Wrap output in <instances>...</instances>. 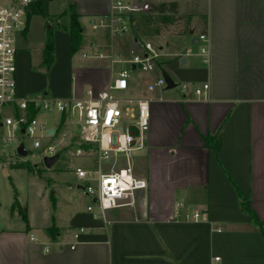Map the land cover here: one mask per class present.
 Instances as JSON below:
<instances>
[{
    "label": "crops",
    "instance_id": "obj_1",
    "mask_svg": "<svg viewBox=\"0 0 264 264\" xmlns=\"http://www.w3.org/2000/svg\"><path fill=\"white\" fill-rule=\"evenodd\" d=\"M143 1L177 2L179 14L189 18L186 34L174 25L159 34H144V40L160 49L162 65L154 75H144V90L140 85L126 92L151 100L145 147L135 155L136 174L148 188L138 192L135 206L110 209L105 219L96 217L94 197L80 183H66L55 196H43L55 184L51 179L39 205L22 201L17 190L27 221L16 211L13 221L0 228V264H264V0ZM111 2L99 0V8L88 12L92 14L74 7L81 26L86 17L93 21L107 15ZM201 19L210 37V65L198 54ZM82 30L79 50L110 52L109 34L86 38ZM58 33L63 32H55L54 43ZM134 36L116 38L115 49L135 44ZM69 39L68 48L66 42L55 44L50 68L43 64L44 49L34 67L30 51L17 42L20 96L66 98L77 91L70 73ZM60 46L68 53L65 64ZM108 65L113 69L110 60L102 58L95 68ZM165 71L175 84L209 82L210 99L196 97L192 88L186 95L180 91L176 96L179 88L149 93V79ZM114 73L89 89L97 94L107 88ZM58 123L55 119L50 126L57 131L69 126L67 118ZM218 132L223 144L214 152L206 139ZM8 167L0 166L5 174H10ZM80 189L81 198L75 195ZM238 190L261 225L242 211ZM195 209L206 210L207 219L187 221L185 214ZM176 212L179 217L172 220ZM50 227L57 229L53 236L46 230Z\"/></svg>",
    "mask_w": 264,
    "mask_h": 264
},
{
    "label": "built area",
    "instance_id": "obj_2",
    "mask_svg": "<svg viewBox=\"0 0 264 264\" xmlns=\"http://www.w3.org/2000/svg\"><path fill=\"white\" fill-rule=\"evenodd\" d=\"M41 1L0 0V155L7 154L5 148L17 140V133L32 140L35 148L43 147L42 140L53 139V143L43 148L44 157L60 155L68 143L75 142L73 156L92 155L98 160L97 169L77 167L75 174L85 193L94 197L99 210L96 217L105 219L106 211L110 209L135 206L138 192L148 188L147 181L136 174L135 155L145 147L151 100L125 96V93L134 86L135 73L154 75L161 68L163 55L158 47L142 37L135 38V44L125 50L115 49L114 44L118 37L133 35L132 17L149 13L151 4L143 0H112L110 11L105 15L109 18L108 23L93 21L94 31L109 29L112 42L109 53L97 52L96 57L107 58L111 64L125 65L114 73L107 88L97 94L89 89L85 96L75 98L50 95L23 97L18 93L17 36L26 30L29 13ZM198 38V54L205 65H210V37L208 33H201ZM187 53L192 54L193 50L188 49ZM176 88L185 95L192 88L196 97L210 99L209 82L192 87L188 82H180L171 89ZM167 89L168 84L162 74L150 78L146 85L149 93L161 91L163 94ZM159 100L163 101L164 97L160 96ZM7 108L12 114L6 113ZM31 111L35 114H29ZM41 112L57 114L59 123L64 115L69 123L70 117L76 115L80 133H63L61 138H57V127L54 133H48L52 126L38 117ZM24 148L26 150L25 145ZM88 209L92 211L93 206ZM178 214L174 213L171 219H178ZM207 216L206 210L195 209L185 214V219L197 222L206 220Z\"/></svg>",
    "mask_w": 264,
    "mask_h": 264
},
{
    "label": "rangeland",
    "instance_id": "obj_3",
    "mask_svg": "<svg viewBox=\"0 0 264 264\" xmlns=\"http://www.w3.org/2000/svg\"><path fill=\"white\" fill-rule=\"evenodd\" d=\"M99 0H52L49 3V8L47 14L44 13V9L40 6L35 8L30 13V18L27 21V33L26 36L18 35L17 42L20 46L25 47L31 53V64L32 66H37L42 58H43V49L46 43V35L47 32L50 31V34L53 35V39L55 37L56 40V31H61L63 33L57 34V42L55 44L59 45L60 42H66V47L68 48V31L64 30L63 27H69L70 25V17L73 13H75V9L82 10L87 14L91 9L95 10L99 8ZM75 7V9H74ZM93 17H86L82 21V27L84 32L86 33V38L96 37L98 35L104 36V34H109L108 28H99L96 30V33L93 29V21L99 22L104 21L108 23V17H96L93 21L91 20ZM200 29L203 31L204 20H200ZM192 27V24H189ZM177 30L181 29L176 26ZM205 29V28H204ZM185 30V29H183ZM200 30V31H201ZM139 37L144 38V34H150V28H144V26L139 27ZM202 33H207L203 31ZM22 36V37H21ZM111 38L108 37L107 41H110ZM150 40H155L152 38ZM70 42V39H69ZM112 43V42H111ZM83 44V41H82ZM55 45V46H56ZM125 47V46H122ZM65 46H60V50H62L63 63H66L67 55ZM88 50V52H86ZM80 49L77 53L70 57V73L73 76L74 87L77 90L71 94V98L82 97L86 90L91 86H97V82H103L107 78L110 77L112 70L115 72L125 65L123 63H115L113 64V69L110 66L95 68V63L99 61V57H96L97 52H102L100 49L91 50V49ZM85 53L83 57V53ZM89 55V56H88ZM144 75H139L138 73L134 74L133 83L134 87H143L144 90ZM203 84H199L198 86H202ZM175 91V90H174ZM85 92V93H84ZM128 93V92H127ZM125 93V96H127ZM180 94V90L176 91V96ZM130 94V93H129ZM130 96V95H129ZM151 107V106H150ZM6 113L12 114L10 108L5 109ZM40 119L44 121H49L50 124L55 122V119L58 118L57 114H48L46 112H41L38 116ZM80 125L76 115H72L70 117L69 126L66 125L62 127L56 134L57 138H61L63 133L67 134H79L80 133ZM43 147L35 148L33 146L32 140H30L27 136L20 135L17 133V140H14L12 144L5 148L7 154L0 155V166H9L10 174H5L0 168V228L2 226H7V222L10 223L12 220V216L15 215L17 210L12 209V204L15 199V192L18 190L20 193V197L22 201L29 200L36 205H39V201L43 194L44 185L45 187L49 185L51 179L52 182H55L53 186L47 190L45 193L48 197L52 195L55 196L57 189L66 183H70L76 187L77 184L81 183L80 180L75 175V170L77 167L81 166L88 169H97L98 160L95 156H73L72 152L75 150L74 147L76 145L75 142L68 143L65 151L60 152V157L58 161L51 167H47L44 162L43 156V148L48 144L53 143V139H45L42 140ZM23 143L26 147L27 154L25 156L18 155L15 153L17 151V147L19 144ZM67 143V142H66ZM4 149V148H2ZM28 163L33 168V171H30L28 168L18 167L13 165H18L21 163ZM108 162H105V164ZM52 182L50 184H52ZM40 184V189L39 185ZM84 184H86L84 182ZM40 190V191H39ZM78 193H75L77 197H80V194L83 193V190H77ZM42 192V193H41ZM61 195V192H59ZM62 200L65 202V198L62 196ZM81 198V197H80ZM80 205L82 204L81 199ZM87 208V207H86ZM19 213V212H18ZM14 217V216H13ZM16 218V217H15ZM11 219V220H10ZM13 221V220H12Z\"/></svg>",
    "mask_w": 264,
    "mask_h": 264
},
{
    "label": "trees",
    "instance_id": "obj_4",
    "mask_svg": "<svg viewBox=\"0 0 264 264\" xmlns=\"http://www.w3.org/2000/svg\"><path fill=\"white\" fill-rule=\"evenodd\" d=\"M52 0H42L40 3H38L37 7H42L44 9V13L47 14L49 3ZM36 7V8H37ZM35 9V8H34ZM32 9V11L34 10ZM31 11V12H32ZM30 12V13H31ZM29 13V15H30ZM28 15V18H29ZM189 22V18L187 16H183L179 14V4L177 2H162L159 4H151V9L149 13L147 14H140L138 16L132 17V33L136 36V38L139 37V27L144 26V28H150L151 34H159L163 28L166 26L174 25L177 26L179 31L181 33H188L187 24ZM62 28L70 34V51L71 54L74 55L82 45L83 41V30L82 26L79 22V15L75 12L70 17V25L69 27H63ZM185 29V30H183ZM54 52H55V43L53 39V35L50 34V31L47 32L46 37V44L44 48V62L43 64L50 68L52 62L54 61ZM29 114L34 115L35 111H31ZM66 115L62 117V122L66 121ZM207 146L214 152H218L223 144L222 136L220 132L216 133L213 136H208L207 139ZM87 147V146H84ZM15 166L20 167H26L30 171H33V168L28 163H21ZM238 194L241 196V208L242 211L245 213H248L252 216L256 224H262L260 222V219L254 214V212L251 210L249 202L247 201L246 197L241 194V192L238 190ZM12 209L17 210L24 221H27V208L26 206H21L20 202L17 198V193L15 192V199L12 204ZM50 235H55L57 232L56 227H50L46 229Z\"/></svg>",
    "mask_w": 264,
    "mask_h": 264
},
{
    "label": "water",
    "instance_id": "obj_5",
    "mask_svg": "<svg viewBox=\"0 0 264 264\" xmlns=\"http://www.w3.org/2000/svg\"><path fill=\"white\" fill-rule=\"evenodd\" d=\"M191 34H193V32H191ZM195 40H198V39H195ZM195 42L196 41H194V43ZM163 76H164V78H165V80H166V82L168 84V89H171V88L175 87V83H174L172 77L168 74V72L165 71L163 73ZM54 132H55V128H52V129H50L48 131V133H50V134H52ZM17 153H18V155H21V156H25L27 154V151L25 150L23 143H21L19 145V147L17 149ZM59 157H60L59 154H57V155H55L53 157H44V162H45L47 167H51L58 161ZM4 173H7V171L5 170Z\"/></svg>",
    "mask_w": 264,
    "mask_h": 264
}]
</instances>
